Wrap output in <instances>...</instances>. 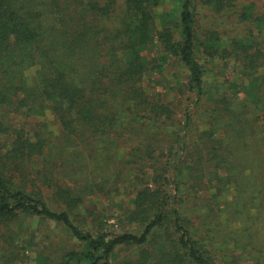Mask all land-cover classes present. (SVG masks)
Here are the masks:
<instances>
[{
    "label": "trees",
    "instance_id": "1",
    "mask_svg": "<svg viewBox=\"0 0 264 264\" xmlns=\"http://www.w3.org/2000/svg\"><path fill=\"white\" fill-rule=\"evenodd\" d=\"M165 1L0 0V228L20 216L61 226L80 249L57 264H110L119 248L155 242L154 251L119 264H264V176L235 187L231 201L217 200L224 189L219 173L235 180L242 162L248 169L255 163L248 142L264 148V4L175 0L157 12ZM200 7L225 16L234 36L199 26ZM170 59L188 76L174 89L182 102L174 129L170 104L150 101L141 86ZM229 63L237 82L211 81ZM198 111L202 126L188 142ZM12 112L48 115L55 133L45 124L35 132L12 127ZM115 140L129 150L124 168L140 172L150 162L154 188L136 193L123 211L130 229L91 233L75 219L84 216L83 198L110 183L106 161L77 190L56 168L73 161L83 174L81 154L65 159V150L89 147L91 155ZM189 183L208 195L195 221L181 199Z\"/></svg>",
    "mask_w": 264,
    "mask_h": 264
},
{
    "label": "rangeland",
    "instance_id": "2",
    "mask_svg": "<svg viewBox=\"0 0 264 264\" xmlns=\"http://www.w3.org/2000/svg\"><path fill=\"white\" fill-rule=\"evenodd\" d=\"M174 1L175 0H166L160 8L156 9L157 12L168 11L173 6L172 2ZM239 2L243 4L254 2L258 8L264 4V0H239ZM200 9L199 26L208 31H226L229 36H234L235 31L232 30L233 26L230 21L226 20L225 16L220 17L202 7H200ZM218 65L221 67V63ZM223 69V74H210L211 81L217 82L218 79L220 81L227 79L230 83L235 84L238 76L236 75L234 65L229 63ZM187 79V73L179 66L176 59H170L161 70H150L142 78L141 86L148 95L150 101L159 99L163 103L170 104V108L173 112V121L170 120L167 123L170 129H174L173 126H176L175 123L180 118V110L182 107L181 98L174 90L175 86L179 83H186ZM201 109H203V107ZM200 115H202V113L199 111L194 114L193 123L190 126L189 133L186 135V141L188 142L196 141L198 138L197 135L202 126L200 124L202 121ZM7 118L9 119V125L12 127L22 125L29 132H35L39 127L45 124L49 131L51 130V132L55 133V127L48 115L38 118L12 112ZM172 123L174 125H171ZM137 138L138 137L134 134V141L131 142V144L134 145V155H136L137 142L139 141ZM260 138L261 135L259 133L251 140H260ZM248 143L247 151L251 157L250 159L254 160L255 163L248 169L244 167V163L242 162L233 173L235 180L233 178H225L224 173L221 171L219 174L220 177L223 178L222 184L224 186H222L224 189L221 190L217 200L231 201L232 196L235 194V187L247 184V182H250L255 176L259 177L258 180L255 178L258 182L263 179L264 148L261 144H255L254 142L250 144V141ZM93 146L95 149H99L100 147L98 144ZM191 149L189 151H192ZM91 150L92 149L89 147L83 150L77 146L73 149L67 148L64 152L65 159L70 157L72 151L81 154V157H83L81 163L87 168V171L83 174H81L80 170L76 172L71 168L73 161L72 164H68L65 168L62 166L59 169L56 168L58 173L64 171L65 175L67 174V184L70 188L77 190L80 189L82 185V179L89 180V178L92 177L89 170H92L94 166H101V162L104 163L103 160L107 163L106 170L107 175L111 177L110 183L104 186L102 191L94 192V195L85 196L83 198V202L80 205V211L84 216L75 219V221H77V226L91 233L100 231L117 234L130 229L122 215L124 213L123 211L128 207L132 208L131 201L136 193L142 191L145 187L154 188L151 177L154 174V170L152 169L150 162H148L146 167L141 166V171H143L145 176L140 175L141 171L138 172L136 167H134L133 170H128L126 167L124 168L122 162L127 160L129 150L120 140H115V142L110 143L108 149H100L90 155L88 153ZM181 153L182 152H180L179 155H181ZM73 155L74 154L72 153L71 157ZM91 156H94V158ZM105 157H108V161ZM55 159L56 161L54 162L61 163L59 157H56ZM68 161L70 162V160ZM261 162L262 165L259 168L258 165ZM97 179L98 178H96V180ZM112 179H115L116 181ZM212 183L215 187L217 186L214 180H212ZM189 185L190 183L184 186V189L187 190L188 194H183L181 199L184 200L183 207L187 209V213L191 215L192 218L186 213V211L185 213L190 217V220L195 221L196 213L199 211L201 205L200 201L206 200L208 195L204 190H200L202 188H194V190H190V188H188ZM170 191L172 192V189ZM172 193L174 194V192ZM45 195L48 194L45 193ZM7 230L11 233H5ZM9 236H12V238L10 239ZM79 245L80 244L70 237L61 226H58L53 222L20 216L9 225L8 229L3 227L0 228V264H57L64 253L72 250L78 251L80 249ZM153 246L158 247L156 242ZM154 247L146 246L142 249L154 251ZM142 249L134 247L119 248L115 251L113 260H111L110 264H119L124 260L134 261L140 257ZM219 256L221 257V255ZM240 264L252 263L245 261V263Z\"/></svg>",
    "mask_w": 264,
    "mask_h": 264
}]
</instances>
